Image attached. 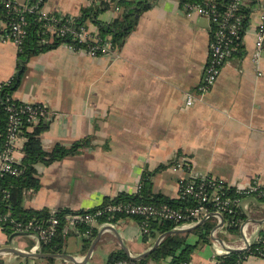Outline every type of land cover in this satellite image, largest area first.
Instances as JSON below:
<instances>
[{
    "label": "crops",
    "instance_id": "crops-1",
    "mask_svg": "<svg viewBox=\"0 0 264 264\" xmlns=\"http://www.w3.org/2000/svg\"><path fill=\"white\" fill-rule=\"evenodd\" d=\"M98 1L46 0L42 11L78 17L84 7ZM263 10L264 0H256L243 37V55L229 60L212 90L198 95L189 108L186 94L200 84L208 59L210 21L188 16L179 0H158L144 12L114 57H91L64 44L33 57L13 95L20 102L42 103L55 113L41 135L43 148L70 146L88 136L92 147L49 166L38 165L41 187L26 199L25 207L52 214L93 209L121 192L135 193L144 172L177 160L191 163L199 174L223 179L233 189H245L255 180L264 187V47L259 63L255 61ZM119 13L112 9L101 19L110 21ZM89 27L98 31L93 24ZM6 28L0 15V83L11 81L17 72L19 47L2 40ZM24 144L20 140L14 151L20 162ZM173 167L157 173L153 181L156 193L176 199L183 172ZM241 210L246 219L235 232L225 228L224 217L223 222L212 217L211 241L193 252V264H215L221 251L243 249L259 239L264 233V202L246 198ZM107 224L92 225L97 236L104 231L86 264H107L108 255L125 251L124 247L137 257L159 237L145 241L136 218L111 223L119 236L105 229ZM72 228L65 232L64 255L81 262L88 252H82L80 230ZM188 242H198L193 231ZM35 246L29 233L8 237L0 227V249L32 253ZM42 249L38 253L50 254ZM0 262L51 264L48 258L14 253H1ZM53 264L74 263L55 258ZM240 264H264V260L248 257Z\"/></svg>",
    "mask_w": 264,
    "mask_h": 264
},
{
    "label": "trees",
    "instance_id": "trees-1",
    "mask_svg": "<svg viewBox=\"0 0 264 264\" xmlns=\"http://www.w3.org/2000/svg\"><path fill=\"white\" fill-rule=\"evenodd\" d=\"M45 1L46 0H25L28 6L33 9L26 14L28 33L19 48L16 66L17 72L11 81L4 86L2 92L3 96L13 94L17 91L22 83L28 63L33 57L56 49L60 45L68 42H75L78 49L84 47L83 44L73 41L70 36L62 37L51 35V32L47 29L48 20L43 17L44 11H42V8ZM157 1L158 0H99L88 7H84L78 17H70L58 13L50 14L58 18H73L76 28L89 24L95 25L98 28L97 33L101 38L100 41L102 42L103 39L109 38L113 46L119 50L130 34L138 27L142 14L152 9ZM179 2L183 8V5L186 2L204 5L206 0H179ZM214 2L221 9L228 8L230 5V0H214ZM255 4L256 0H246V2L244 1L239 5L238 10L236 11V14L242 17L240 28L242 40L250 24L251 14ZM116 5L121 7V12L118 17L110 21H103L101 16L112 9L115 10ZM0 15L4 17L6 23L9 22L10 16L3 4L0 7ZM216 29L217 24L210 23L211 40ZM243 53L244 50L242 44V47L234 54V57L242 56ZM29 124L30 123H25L22 129V134L26 138L23 148V159L21 161L23 173L18 176L5 173L0 177V217L8 215V218L0 224L2 230L8 237H12L15 233L17 234L15 227L18 222L26 224L29 221L34 220L42 224H48L49 220L55 216L59 220L57 235L51 243L42 246V251L54 255L64 254L67 238L65 232H68L71 230L70 228H72L68 219L69 215L86 214L94 212L97 209H103L110 205L118 204H152L157 206L168 204L174 208H181L184 210L187 207H195L199 204V202L193 198L182 199L179 197L172 199L154 191L153 177L160 171L176 165L178 163L177 160L172 161L167 165H160L153 172H144L138 186V191L135 193L121 192L114 198H106L102 205L93 209L79 211L63 209L57 211L55 214H52L48 209L40 211L27 209L25 207L26 199L35 195L41 187L40 172L37 168L38 165L42 164L49 166L69 156L78 155L87 147H92V136H88L74 142L70 146L56 144L51 150H45L42 146L41 135L49 128V124L43 122L32 129H29ZM7 133L8 113L5 110V105L0 103V153L6 148ZM230 190L235 191L233 188ZM231 195H235V192L231 193ZM255 200L264 202V197L255 198ZM208 206L209 212H213V206ZM127 218H136L140 223L144 220L143 217L116 213L112 216L107 215L100 218L99 222L115 224L120 220ZM245 219L246 215L242 213V210H238L236 214L225 213V228L230 232H235ZM148 221L151 231L149 235L144 236L145 241H147L149 237L156 238L163 234H171L163 238L158 247L145 258L133 260L124 250H119L108 255L107 264H117L119 262H126L127 264H148L150 262L156 264L192 263L191 258L193 252L199 246L210 243V233L215 225L213 219L209 218L204 221L203 224L196 227L193 230V233L198 236V242L193 245L188 242L189 233H172L175 230H181L179 229V226L182 223L163 219ZM75 228L80 230V235L83 237L82 252L85 254L90 249L93 239L97 236V231L92 225L88 224H77ZM262 239H264L263 232L258 240ZM258 240L256 241V245ZM250 253L251 251L232 252L226 256H219L218 261L220 264H240ZM48 261L53 264L55 258H48ZM0 264L3 263L0 262Z\"/></svg>",
    "mask_w": 264,
    "mask_h": 264
},
{
    "label": "built area",
    "instance_id": "built-area-1",
    "mask_svg": "<svg viewBox=\"0 0 264 264\" xmlns=\"http://www.w3.org/2000/svg\"><path fill=\"white\" fill-rule=\"evenodd\" d=\"M244 1L246 2V0H230L229 7L225 9L218 7L214 0H206L204 5L191 2H186L183 5V9L188 16H203L211 24H217L213 38L212 40L210 39L208 59L203 78L194 91L186 94L185 102L187 108L194 104L198 95L202 96L212 90L220 78L225 64L242 47L243 40L240 35L242 17L237 15L236 11ZM2 4L7 10L10 20L1 38L3 41L14 42L20 48L28 33L26 14L33 9L28 6L25 0H2ZM115 11L121 12V7L116 5ZM43 17L48 20L47 29L52 36H70L73 41L83 44L84 47L79 49L75 42L64 44L74 52H83L91 57H114L118 53V49L113 46L109 38L103 39L101 42L97 31L90 29L89 25L76 28L73 18H58L46 12H43ZM256 39L258 52H256L255 61L259 63L261 50L264 47V10L256 31ZM6 84L8 82L0 83V103L5 105V110L8 113L6 148L0 153V177L5 173L16 176L23 173L21 162L15 158L14 151L20 140H23L24 143L26 141L22 134L25 123H30L28 127L32 129L40 123L50 121L55 115L53 111L42 103L20 102L13 94L3 96L2 92ZM173 169L175 172H183L179 180V197L182 199L193 198L199 202L198 206L187 207L184 210L174 208L168 204L160 206L152 204L110 205L86 214L69 215V223L72 227L77 224L94 225L99 223V219L104 216L123 213L144 218L143 222L140 223V227L142 235L145 236L149 235L151 231L148 220H169L182 223L179 229H187L212 217L222 220L225 213L236 214L238 210L242 209L243 201L246 198L264 197V187L256 180L245 189H233L235 191H232L226 181L212 174L197 173L189 162L179 161L174 165ZM234 192L235 195H231ZM208 205L213 206V212H209ZM7 218L8 215L0 217V223ZM58 225L59 220L54 216L49 220L48 224H42L34 220L26 224L18 222L15 229L20 233H29L35 238L36 246L31 252L38 253L43 245L51 243L56 237ZM243 249L251 251L246 258L258 257L264 260V239L258 240L257 245L256 242L249 243ZM221 254L226 256L229 253L228 251H221ZM117 264L127 263L119 262ZM215 264H220V262L217 260Z\"/></svg>",
    "mask_w": 264,
    "mask_h": 264
},
{
    "label": "water",
    "instance_id": "water-1",
    "mask_svg": "<svg viewBox=\"0 0 264 264\" xmlns=\"http://www.w3.org/2000/svg\"><path fill=\"white\" fill-rule=\"evenodd\" d=\"M222 222H223V218H222ZM204 223V220L201 221L198 225H196L194 228L192 229H185V230H175L173 231L172 233H189L191 231H193L196 227H198L199 225L203 224ZM105 229H109L111 231H113L117 236L118 235V231L113 227V225L111 224H107L106 225V228ZM104 231V230H103ZM101 231L99 233V235L97 236V238L95 239V241L92 243L88 253H87V256L85 257V259L81 262H78L76 261L74 258L68 256V255H64V254H57V255H54V254H42V253H26V252H21L17 249H14V248H11V247H5V248H2L0 249V254L1 253H14L16 255H19V256H22V257H34V258H65V259H69L71 262H73L74 264H86L90 258V255L91 253L93 252L96 244L98 243V241L100 240L101 236H102V232ZM17 234H23V233H17ZM171 233H168V234H163V235H160L158 237V239L156 240V242L154 243V245L152 246L151 249H149L147 252L137 256V257H132L130 255V253L128 252V250L124 247L125 249V252L129 255V257L133 260H138V259H142V258H145L147 256H149L157 247L158 245L160 244V242L162 241L163 238H165L167 235H169ZM122 242V241H121ZM123 243V242H122ZM245 251L244 249H230L228 250L229 253H232V252H243Z\"/></svg>",
    "mask_w": 264,
    "mask_h": 264
},
{
    "label": "rangeland",
    "instance_id": "rangeland-1",
    "mask_svg": "<svg viewBox=\"0 0 264 264\" xmlns=\"http://www.w3.org/2000/svg\"><path fill=\"white\" fill-rule=\"evenodd\" d=\"M98 258H100V257H98ZM101 259V258H100ZM103 263L105 264L106 262L105 261H103Z\"/></svg>",
    "mask_w": 264,
    "mask_h": 264
}]
</instances>
